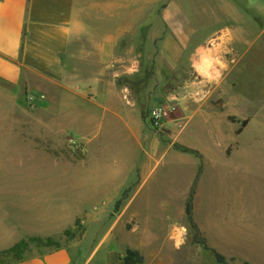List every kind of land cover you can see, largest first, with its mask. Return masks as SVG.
Here are the masks:
<instances>
[{
	"label": "crops",
	"instance_id": "obj_1",
	"mask_svg": "<svg viewBox=\"0 0 264 264\" xmlns=\"http://www.w3.org/2000/svg\"><path fill=\"white\" fill-rule=\"evenodd\" d=\"M109 2V9L122 4V16L109 11L116 24L97 33L82 0H0V79L36 99L33 111L40 117L32 128L42 135L40 140H0V157L23 163V158L41 156L44 163L59 165L43 173L57 194L68 187L93 203L109 197V207H115L128 191L127 205L135 198L137 203L129 215L122 209L109 222V248H95L84 262L66 247L15 264H125L129 249L143 257L138 264H195L178 253L186 249L185 207L194 188V220L209 247L227 261L264 264V233L252 222L249 231L243 230L241 214L232 210L242 207V181L256 179L258 164L256 152L238 142L250 123L238 131L249 106L244 114L232 108L230 83L243 55L264 38L259 25L264 0H209L202 11L183 15L179 0H171L161 14L167 27L150 34L160 37L151 62L155 74L142 88L131 79L119 82L137 73L136 64L116 56L119 40L134 25L123 5H138L133 10L140 12L141 5L161 0ZM191 61H198L201 97L189 90L178 94L197 84L186 66ZM206 61L210 66L203 73ZM179 73L185 75L183 82ZM167 101L172 112L157 132L143 111ZM14 126L20 134L21 125ZM67 135L85 145L82 157L66 156ZM212 256L205 255L220 264Z\"/></svg>",
	"mask_w": 264,
	"mask_h": 264
},
{
	"label": "rangeland",
	"instance_id": "obj_2",
	"mask_svg": "<svg viewBox=\"0 0 264 264\" xmlns=\"http://www.w3.org/2000/svg\"><path fill=\"white\" fill-rule=\"evenodd\" d=\"M109 1L114 0H82L83 6L90 9L92 18L90 22L97 33L106 32L116 24L111 20L112 16L109 20V11L110 14L118 13L119 18L122 16V4H114V8L109 9ZM208 1L179 0L176 6L180 12H183V15L190 9L202 11ZM255 1L257 0H250V2ZM170 2L171 0H161L156 4L147 3L140 6L144 9L140 12L133 10L137 9L138 5H129L130 12L127 5H123L127 9L126 18H129L128 15L134 17V25L130 34L119 40L116 56L130 65H137V73L127 76V81L131 79L137 82L146 75H149L150 80L153 78L155 69L151 62L157 52L160 37L150 34L151 32H162L164 29L165 21L161 18V14ZM249 11L247 10L248 13ZM223 22V25L229 24ZM259 25L264 26V21L259 20ZM209 32L211 31L209 30ZM194 38L199 40L201 36ZM186 66L190 68L189 72L193 75L192 82L197 84L193 88L190 86L179 89L178 94H184L189 90L198 92V97H201V77L196 70L198 61H191ZM209 66L210 62L206 61L199 71L204 73ZM233 75L234 77H230L233 87L231 94L236 106L234 105L232 108L238 113L244 114L245 106H249L246 115L248 116L247 123L249 120L250 123L244 133L240 135L238 142L243 145L242 147L250 146L256 152L258 171L254 177L260 183L264 194V38L258 39L250 52L243 55ZM184 76L179 73L178 81L183 82ZM188 80L191 83L189 77ZM228 95L230 94H227V100L230 98ZM35 107H37V103L30 100L27 91L23 89L19 91L15 85L0 79V140H40L41 133H35L32 128V124L40 117L33 111ZM151 108L149 107L147 111ZM231 120L235 121V117H231ZM14 125H21L20 134L17 133ZM70 138L73 136L67 135L64 139L65 148L63 149L67 151L66 156L76 157L79 155L82 157L85 150H77L70 143ZM82 145L85 148L83 143ZM175 147L184 151L182 149L184 146L175 145ZM42 148L36 149L41 151ZM244 148L241 149L244 150ZM192 151L188 152L193 153ZM194 154L200 155L199 152ZM23 159L25 160L23 163H14L10 157H0V250L9 249L21 240L29 238L44 240L50 238L58 245L51 246L45 243L31 242L22 255L23 259L9 264L66 247L79 255L84 262L95 248H109V222L117 219L122 209H125V215H129L131 207H137L136 198L127 205L131 199V193L127 191L119 212L114 213L113 205L111 204L112 206L109 207V197L100 198L93 203V198L90 202L88 197L74 195L72 189L68 187L63 194H57L56 190L49 189L51 181L44 179L43 173L52 171V169L57 171L59 165H48L42 161L41 156ZM65 167L67 170H71V165L66 164ZM15 171L19 173L17 179L14 176ZM242 185V207H233L232 210L235 214H241L243 230L249 231V223L252 222L253 225L256 223L259 234L260 231L264 233V204L256 201V192L254 191L253 194L250 191L249 179H243ZM131 223L134 224L135 219ZM187 227L186 249L179 250L178 253L193 260L195 264H211L205 255L208 253L210 257H213V254L203 245L195 243V232L192 231L188 221ZM45 233L50 235L45 236ZM200 235L199 239L203 237L202 233ZM225 264H243V261L231 260Z\"/></svg>",
	"mask_w": 264,
	"mask_h": 264
},
{
	"label": "trees",
	"instance_id": "obj_3",
	"mask_svg": "<svg viewBox=\"0 0 264 264\" xmlns=\"http://www.w3.org/2000/svg\"><path fill=\"white\" fill-rule=\"evenodd\" d=\"M149 79V75H146L145 77L139 79L137 82L135 81L134 83L137 84V86L140 88L145 87L146 86V82ZM126 77H121L119 78V82H125ZM127 82H131V81H127ZM141 87V88H142ZM139 90H137V92H139ZM148 112L143 111V116L145 118L148 119ZM242 127L238 130L239 132L242 131V128L247 124V120L243 121L242 123ZM182 149L186 152L188 151H192L190 149H187L185 147H182ZM193 153H197L195 151H192ZM127 191H125L123 193V195L121 196L120 199H118V201L115 204L114 207V213L118 212L121 208V204L123 202V200L126 198V193ZM194 196H195V188L193 189V191L191 192V194L189 195L187 202H186V207H185V212H186V218L188 221L189 226L191 227L192 231L195 232V243H199L201 245H203L205 247L206 250H209L214 257L216 258L217 262L220 264H225L227 262V259L224 255H222L221 253H219L216 249L209 247V245L207 244V241L204 237H202L201 239H199L201 236V231L199 230L197 223L194 220V216H193V211H194ZM199 239V240H198ZM31 242H38V243H45L47 245H55L57 246L58 243H56L55 241H53L52 239L48 238V239H41V238H29V239H24L21 240L20 242H18L17 244H15L13 247L6 249V250H0V264H9L10 262H17L23 259V253L27 250V248L29 247V244ZM143 261V257L140 255V253L138 251H133V250H127V254L125 256V264H138L141 263ZM243 264H249L247 261H244Z\"/></svg>",
	"mask_w": 264,
	"mask_h": 264
},
{
	"label": "built area",
	"instance_id": "obj_4",
	"mask_svg": "<svg viewBox=\"0 0 264 264\" xmlns=\"http://www.w3.org/2000/svg\"><path fill=\"white\" fill-rule=\"evenodd\" d=\"M29 97L30 100H32V102L36 101V99L33 98V96L29 95ZM171 112H172V105L169 101L162 102L152 107L148 112V120L152 128L155 129L157 132H162ZM69 141L72 144V146L77 148V150H82V151L85 150V148L82 147L83 146L82 142L79 141V139L73 137L70 138Z\"/></svg>",
	"mask_w": 264,
	"mask_h": 264
},
{
	"label": "bare ground",
	"instance_id": "obj_5",
	"mask_svg": "<svg viewBox=\"0 0 264 264\" xmlns=\"http://www.w3.org/2000/svg\"><path fill=\"white\" fill-rule=\"evenodd\" d=\"M249 187H250V191L253 192V194L254 191L256 192V201H259L261 204H264V194L262 188L260 187V183H258V180L257 179L249 180Z\"/></svg>",
	"mask_w": 264,
	"mask_h": 264
}]
</instances>
